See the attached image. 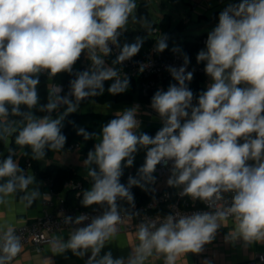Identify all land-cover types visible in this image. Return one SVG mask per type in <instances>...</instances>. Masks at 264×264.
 Returning <instances> with one entry per match:
<instances>
[{"label":"clouds","instance_id":"clouds-1","mask_svg":"<svg viewBox=\"0 0 264 264\" xmlns=\"http://www.w3.org/2000/svg\"><path fill=\"white\" fill-rule=\"evenodd\" d=\"M136 13L137 0H0V141L8 151L0 160V206L10 207L18 194L26 208L41 198L33 187V174L14 159L17 148L37 161L45 158L46 149L61 151L66 143L63 120L81 101L103 95L105 81H113L107 89L111 95L128 90L129 79L115 66L138 54L143 39L121 47L119 38L129 24L153 30ZM218 19L196 56L198 64L206 62L204 71L211 83L195 105L187 83L193 73L186 71L190 60L184 54L182 66L167 69L177 83L166 91L158 89L151 98L149 107L163 125L155 136L139 132V105L117 112L99 135L77 130L84 140L98 139L83 162L91 186L80 194V203L85 208L98 205L102 212L86 224L87 214L75 220L65 217L64 224L77 227L67 240L63 236L48 240L53 255L70 250L83 258L90 252L85 264H148L153 256L163 264H177L188 253H200L229 221L234 228L226 239L264 243V0L229 5ZM167 40L159 35L154 51L167 49ZM113 47L119 54L110 66L105 57ZM172 51L181 52L176 46ZM82 53L91 67L76 73L68 95L61 96L58 88L41 104L40 75L71 74ZM62 106L65 111L53 118ZM13 135L17 148L9 144ZM141 150L146 153L144 164L136 177L129 176L127 185L122 184L124 169L133 166ZM170 161L168 186L213 210L142 220L136 226L138 242L126 259L113 258L111 252L100 256L124 216L131 220L139 215L132 211L131 188L146 190L155 183L157 165ZM225 194H231L230 200ZM22 248L15 227L0 223V264H12Z\"/></svg>","mask_w":264,"mask_h":264},{"label":"built area","instance_id":"built-area-1","mask_svg":"<svg viewBox=\"0 0 264 264\" xmlns=\"http://www.w3.org/2000/svg\"><path fill=\"white\" fill-rule=\"evenodd\" d=\"M152 29V32L158 35V37L159 35H164L159 27H153ZM127 36L128 33L125 31L119 38L121 47L124 43H128ZM206 40L207 37H204L201 40V43L206 45ZM155 43L156 41L146 50L140 49L138 54L130 60L115 66L121 74L127 76L129 80H136L139 82V89L143 95H150L154 91L161 89L167 81H169L170 84L177 83L167 69L169 66L179 68L183 65L184 53L182 50L180 53H174L172 49L170 51L165 49L163 52L157 53L154 51ZM118 54L119 50L113 47L112 54L108 57H111L114 60ZM80 59L83 63L85 59H87L86 53H82ZM90 67L91 66L89 65L84 66L83 71L89 69ZM204 69V64L197 63H189L186 69V71H191L193 73V79L190 82H187L188 87L194 94L193 105L197 103L198 99L193 88V80L194 77L198 75L206 74ZM41 75L47 74L45 73ZM206 79L211 80L208 76ZM239 142L243 143V140H240ZM66 150L69 152H79L81 151V144L79 142H73L66 147ZM7 155L8 151L5 154L4 148L0 144V160L6 158ZM14 159L18 160L20 167L25 171L30 174L33 173L35 166L31 158H26L22 161V153L17 149V154ZM129 176H133V172H131ZM153 176L155 177V183L149 186L156 192L155 196H153L145 204L137 206L132 210L133 212H139V215L134 216L131 220H129L127 216H124L122 222L118 225L117 234L137 232L136 226L142 220H160L169 213L186 215L196 211L213 210L199 200H193L187 195H181V189L168 186L167 180L171 176V161L167 166L157 165ZM49 181L52 184V180L49 179ZM64 187L65 189L82 190L84 188V183L82 180H68L65 182ZM45 195L48 196L49 199H42L41 215L34 222L23 224L15 228L17 234L22 237L23 248L21 253L13 260V262L20 259L26 249L41 252L44 247L48 245V240L53 236H61L62 233H69L73 227H77L74 224H64L65 217L71 216L73 220H75L77 216L87 214L89 216V221H86V224L90 222L92 217L99 215L102 212V209L98 207L93 208L91 206L88 208H80L76 206H68L64 193L55 192L53 188H50L47 192H45L43 197ZM225 196L230 200L231 194H225ZM222 204L223 201H221L218 206H221ZM208 250L209 244L207 243L203 246L200 253H195V258L198 260L201 259L202 256L208 252ZM260 262H264V254H259L256 258L249 261L230 264H258Z\"/></svg>","mask_w":264,"mask_h":264},{"label":"crops","instance_id":"crops-1","mask_svg":"<svg viewBox=\"0 0 264 264\" xmlns=\"http://www.w3.org/2000/svg\"><path fill=\"white\" fill-rule=\"evenodd\" d=\"M174 4H176L179 8L180 14L179 18L176 19L171 17V23L176 22L179 20L184 22V29L181 32H177L174 37L179 38L178 44L174 46L178 47L180 42L184 41H197L199 39H203L204 37L208 36V33L218 24L219 22V14L229 5H233L236 2H242V0H171ZM188 6L189 10L182 6ZM147 9V8H146ZM146 19L148 18V10L146 14ZM168 15V14H167ZM164 18V17H163ZM162 18V19H163ZM162 21V20H161ZM178 23V24H179ZM194 23L197 27L202 28V30L207 31L204 35L194 37L191 35L184 34L185 30L187 29V25ZM196 27V28H197ZM140 38L141 35L139 36ZM133 36H127V41L129 44L132 43ZM137 39V38H136ZM135 39V41H136ZM143 43L147 39L151 38H142ZM155 39V38H152ZM206 45H203V49ZM146 45L141 46V50H146ZM107 58L105 57L106 63ZM108 64V63H107ZM83 66H91V62L87 59L82 63ZM207 78V77H206ZM170 84L169 81H167ZM166 83V82H165ZM211 83V80L205 79L202 85L207 88V86ZM46 88L48 89L49 93L55 92L58 88L61 89L60 95L64 96L69 94V90L67 94H64V86L56 85L54 77L47 79ZM163 90L166 89V85L164 84L161 87ZM70 99L74 100V97H69ZM93 98V97H92ZM111 102L101 104L94 99L90 101L89 99H85L80 102V105L75 112H99L101 113L104 118L114 117V112H119L116 110L115 106L111 107ZM66 106L60 107V109L55 112L56 116L62 114L65 111ZM114 111V112H113ZM19 119V118H14ZM100 134V133H99ZM98 142V139L96 143ZM9 144L12 147L14 144V135L13 137L9 138ZM4 153L6 154L7 148L3 143ZM18 149V148H17ZM19 150V149H18ZM87 157L79 152H69L65 149H62L59 152H53L51 150L46 149V156L43 160L38 161V168L42 171L46 170V168L50 164H57L64 168L73 169L76 171L77 174L81 175L82 177L88 179L87 176V169L84 166V160ZM33 176L35 178V183L33 187L38 188L41 193V198L34 201L31 207H25L21 204L18 199L19 195H17V200H14L10 207L5 208L0 206V223L8 222L11 223L15 228L23 224H29L34 222L42 212V199L43 194L47 192L50 188H52V184L50 183L49 179L43 177L37 170L34 168ZM65 195V194H64ZM234 225L231 221L223 224L221 228H219L215 234L214 239L208 243L209 250L205 253L201 259L195 258V253H188L185 256H182L177 264H230V263H238V262H245L252 260L257 257L259 254H264V243H252L247 244L242 239L236 240H228L226 237L233 231ZM63 238L67 240L68 233H62ZM136 232L134 233H123V234H116L115 237L105 245V247L101 250L100 256H103L107 252H111L113 258H127L131 252L132 247L135 246L137 243ZM91 253H87L85 257L80 258L72 254L69 250L64 254L60 255H53L50 250V245H46L41 252L32 251L30 249H26L22 257L12 264H85L88 257ZM148 264H163V261L157 257L153 256L149 259Z\"/></svg>","mask_w":264,"mask_h":264},{"label":"trees","instance_id":"trees-1","mask_svg":"<svg viewBox=\"0 0 264 264\" xmlns=\"http://www.w3.org/2000/svg\"><path fill=\"white\" fill-rule=\"evenodd\" d=\"M241 2H236L233 5H238ZM140 16H143L146 18L147 9L145 6L141 5L139 8ZM153 27H159L161 31L164 33L165 36H167L168 40V48L167 51H170L174 47V41L175 37L174 35L177 32H181L185 25L184 22L181 21L176 27L172 28L171 23V17L169 15H165L162 21L159 24H153ZM202 39H199L197 41H184L180 42L178 47L180 50L183 51L184 54L187 55V57L190 60V63H197L196 56L198 52L203 49V44L201 43ZM155 39H147L144 41L143 45H146L145 49H148L154 42ZM113 59L107 58L108 65L111 66V62ZM198 64V63H197ZM199 64L206 65V62H201ZM84 69V66L82 65V61L79 58L75 65L73 66L72 73L62 72L54 76L55 82H59L64 86V90L68 91L70 89V81L76 78V73L82 72ZM206 74H201L196 77H194L193 80V88L196 93V97L198 98L199 94L202 91H206L207 88L202 85L204 80L206 79ZM48 75H40L39 77V84L37 87V91L39 94V102L41 104H44L47 102L48 95L50 94L48 89L46 88ZM113 81H105L104 82V93L103 95H98L96 97H93L94 101L105 104L109 103L112 100L116 101L117 103H123V102H131L134 100V93L137 92L139 99L141 102L150 105V101L152 96L155 94L154 91L150 95H143L140 92L139 89V82L136 80H129V88L124 93H120L117 95H111L108 93L107 89L111 85ZM166 89L168 88L169 84L168 82L165 83ZM37 116L43 115V113H36ZM55 115V112L52 114ZM107 124L106 118L99 113V112H73L68 114L64 120H63V127L61 129L62 133L66 136V143L63 147L65 149L68 145H70L73 142H79L81 144V153L84 154L87 157V153L90 150L94 149V145L97 141V138H93L90 140H84V138L80 135H77V130L79 128H84L89 133H96L99 135L100 130L102 129V126ZM140 133H147L151 136H154V133L148 130L140 131ZM0 144L3 146V142L0 141ZM13 148H17L15 144L12 146ZM29 148H25V152L30 153ZM146 153L141 150L136 154V158L134 161V164L132 167L125 168L124 173L122 177L120 178V182L122 184L127 185V181L129 178V174L133 172V177L137 176V170L144 164ZM26 158H31L30 155H22V161H24ZM32 159V158H31ZM34 162V166L37 168L38 172L48 179L52 180V188L55 192L58 193H64L66 197V203L68 206H76L80 208H85L81 205V195L82 192L86 189H89L91 186L90 178L86 179L82 177L81 175L77 174L76 171L69 168H64L57 164H50L46 170L42 171L38 168V161L32 159ZM68 180H82L84 183V188L82 190L78 189H65L64 184ZM131 192L134 195V202L135 207L145 204L147 201H149L153 196H155L156 192L148 185L147 189H141L140 187L133 186L131 188ZM79 194V195H78ZM118 203L122 206L127 208L128 205L125 201H118ZM93 208H100L98 205H93ZM133 210V209H132Z\"/></svg>","mask_w":264,"mask_h":264},{"label":"rangeland","instance_id":"rangeland-1","mask_svg":"<svg viewBox=\"0 0 264 264\" xmlns=\"http://www.w3.org/2000/svg\"><path fill=\"white\" fill-rule=\"evenodd\" d=\"M143 5L148 10V18L147 20L153 24H159L162 20V18L165 15H170L171 17H174L176 19L179 18V8L176 4H174L171 0H137V16L140 17L139 8ZM183 7L188 8V6H185L182 4ZM179 23V20H176L175 23H173L172 28L176 27ZM194 23L188 24L187 29L185 30L184 34L191 35L194 37L202 36L207 31L202 30V28L197 27ZM127 33L132 38V43L135 42V39L141 35L142 38H157L158 35L154 34L152 31H149L143 27H141L139 24L132 25L129 24ZM179 38L175 39V44H178ZM53 78V77H50ZM56 85H61L59 82H55ZM64 94H67L68 91L63 92ZM68 95V94H67ZM93 98H90V101H92ZM111 107L115 106L116 110H119V112H122L123 110L127 108H131L134 105H139V113H138V119L141 121V127L139 129L140 131H151L154 133V136L156 132L163 126L162 121L159 118L158 114L152 110L148 104H145L141 102L139 99V96L137 92L134 93V100L131 102H123V103H117L116 101L112 100L110 103ZM114 112V111H113ZM116 112H114L115 117ZM112 117L106 118V123H108ZM101 132V130H100Z\"/></svg>","mask_w":264,"mask_h":264},{"label":"water","instance_id":"water-1","mask_svg":"<svg viewBox=\"0 0 264 264\" xmlns=\"http://www.w3.org/2000/svg\"><path fill=\"white\" fill-rule=\"evenodd\" d=\"M258 264H264V262H260V263H258Z\"/></svg>","mask_w":264,"mask_h":264}]
</instances>
